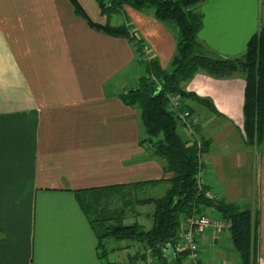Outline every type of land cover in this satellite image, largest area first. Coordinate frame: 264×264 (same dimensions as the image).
<instances>
[{"label":"crops","instance_id":"crops-1","mask_svg":"<svg viewBox=\"0 0 264 264\" xmlns=\"http://www.w3.org/2000/svg\"><path fill=\"white\" fill-rule=\"evenodd\" d=\"M77 1L93 22L129 21L147 46L145 60L170 67L179 30L157 19L152 6L124 5L108 15L99 0ZM209 1L199 6V39L223 56L242 53L259 28V0ZM136 54L127 36L92 26L72 0H0V264H103L74 190L146 180L156 186L172 175L141 143L139 105L122 96L138 86ZM182 87L212 102L185 98L208 141L206 185L258 213L264 264V143L245 142V79L198 71ZM197 241L205 264H241L239 253H229V231L213 241L209 227Z\"/></svg>","mask_w":264,"mask_h":264},{"label":"trees","instance_id":"trees-1","mask_svg":"<svg viewBox=\"0 0 264 264\" xmlns=\"http://www.w3.org/2000/svg\"><path fill=\"white\" fill-rule=\"evenodd\" d=\"M72 1L76 11L85 16L92 26L111 34L127 36L137 53L140 52V56L143 54L144 40L132 36L129 25L93 22L80 3ZM204 1L206 0H99L101 11L108 15L121 10L123 5H130L138 10L152 6L157 19L172 21L179 30L170 67L161 68L155 60H146L138 86L122 95L127 103L139 105L141 124L145 129L141 143L155 156L165 159L167 169L172 173L170 177L161 179L168 183L165 192L160 196L145 197L134 194L135 189L151 186L157 180L74 190L76 200L97 238L100 258L125 249L130 258L119 255L125 264H136L137 261L143 264L148 254L154 257L157 264H204L201 260L196 263L189 261L188 248L178 251L175 244L186 216L195 212L202 213L213 207L220 217L230 222L231 242L240 255L241 264H258V213L250 207H241L235 201L207 196L209 186L197 181L199 167H205V158L203 161L199 160V149L186 136L177 112L169 108V97L171 94L179 95L183 108H189L185 103L188 96L211 105L210 100L186 92L182 87L183 82L198 71L217 78L243 76L245 142L261 146L264 143V11L260 14L259 28L247 41L245 50L234 56H223L199 39L198 32L203 26V13L199 6ZM193 127L198 131L194 122ZM201 141L205 155L208 141ZM146 204L153 205L152 211L146 212L147 217L152 220L149 227L137 221L123 222L125 216L136 213L138 206ZM109 239L126 241V244L109 248L106 243ZM107 264L118 262L108 260Z\"/></svg>","mask_w":264,"mask_h":264},{"label":"built area","instance_id":"built-area-1","mask_svg":"<svg viewBox=\"0 0 264 264\" xmlns=\"http://www.w3.org/2000/svg\"><path fill=\"white\" fill-rule=\"evenodd\" d=\"M169 108L177 112L178 117L183 124L186 136L189 138L191 143H196L198 147V157L199 160L204 159V152L202 148L201 137L198 132L193 127V114L189 108H183L182 100L179 95L171 94L169 97ZM206 168L201 165L197 174V181L199 184L203 185L205 181ZM207 196L214 198L215 195L211 190L206 191ZM214 210L213 207L207 208L204 212H195L192 215L186 216L181 228L178 232L177 242L175 244L176 250L180 251L184 248H188L187 259L196 263L201 260L204 263V257L200 251V245L197 238L202 235L209 227L212 228V239L213 241L219 240L224 231H229L230 222L220 217L216 214L215 217L210 215V211ZM118 264H125V262L120 259V256L115 259ZM143 264H157L154 257L150 254L146 257ZM200 264V263H197ZM205 264V263H204Z\"/></svg>","mask_w":264,"mask_h":264},{"label":"rangeland","instance_id":"rangeland-1","mask_svg":"<svg viewBox=\"0 0 264 264\" xmlns=\"http://www.w3.org/2000/svg\"><path fill=\"white\" fill-rule=\"evenodd\" d=\"M219 1H222V0H219ZM219 1L217 2V0H210L209 2L212 3V5L214 6L217 3H219ZM254 1H256V0H254ZM259 4H260V14H261L264 11V0H259ZM150 8H152V7H150ZM115 16H117V15H115ZM116 18H117V21H121V20L124 21L125 17L123 15L122 16L119 15ZM127 23H128V25H130L129 21H127ZM135 32H133L132 36H138ZM138 37L141 38V36H138ZM145 47H147V46L145 45ZM144 56L146 58V52H143V54L141 56H140V52H138L136 54L137 59L132 64L133 71H135V73H132V76L135 77L136 80H139V75L146 66V60H145ZM141 59H143V60H141ZM130 72H131V67H130ZM253 177L255 178L254 175L252 177L250 176L249 180H253ZM255 183H256V180H255ZM167 187H168V183L161 182V183H158L156 186L151 185V186H147L144 188H137L133 192L137 197H145L148 195L160 196L165 192ZM137 208H138V211L134 214L130 213L127 216H125L123 222L124 223H132V222L137 221L138 223L144 224L145 227H149L151 225L152 220L150 217H147L146 212H151L153 209V205L152 204H146V205L138 206ZM106 243H107L109 248H112L113 246H117V245L122 246V245L126 244V241H116L114 239H109L106 241ZM229 251H230L229 252L230 254H235V256H238V251L236 249L232 248V250H229ZM119 255H120V252L116 253L114 251L113 254L111 252V254L109 256L102 258L101 262L104 264H107L108 260H115L116 258L119 257ZM211 255L213 257V253ZM258 262H259V256H258Z\"/></svg>","mask_w":264,"mask_h":264}]
</instances>
